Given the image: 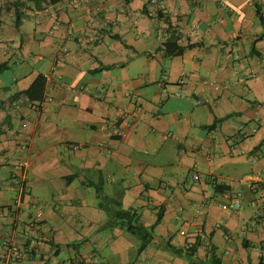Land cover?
<instances>
[{"label":"crops","instance_id":"1","mask_svg":"<svg viewBox=\"0 0 264 264\" xmlns=\"http://www.w3.org/2000/svg\"><path fill=\"white\" fill-rule=\"evenodd\" d=\"M0 9V255L44 241L9 264H264V183L242 182L264 177V0ZM102 181L147 227L161 215L141 253Z\"/></svg>","mask_w":264,"mask_h":264},{"label":"trees","instance_id":"2","mask_svg":"<svg viewBox=\"0 0 264 264\" xmlns=\"http://www.w3.org/2000/svg\"><path fill=\"white\" fill-rule=\"evenodd\" d=\"M59 0H50V2H56ZM18 12V15L21 14L19 9H16ZM2 9H0V12ZM184 47L179 46L176 43L175 37L172 36L170 40L168 41V49L167 52L169 54H175L179 52L184 51ZM46 77L43 74H40L35 81L32 83V85L26 90V94L28 95L29 99L32 100H40L43 98L44 91L46 88ZM219 121V120H218ZM95 190L98 194L100 201V206L104 207L106 212L109 214V224L112 226H118L122 229H124L129 234L137 237L141 240V243L138 248V252L141 253L148 243L151 242V240L154 237V230L158 223L161 221V215L158 214V219L156 220L155 224L147 227L141 220L140 213L135 208H129L125 209L122 205V201L118 198H109L105 194L104 191V185L105 183L102 181L100 183H94ZM217 188V191L222 187L220 184H216L215 186ZM226 193V191H224ZM29 244V243H28ZM188 254L193 255L196 252L197 245L193 244L192 246H188ZM180 251V250H178ZM217 264H222L219 260H217Z\"/></svg>","mask_w":264,"mask_h":264},{"label":"built area","instance_id":"3","mask_svg":"<svg viewBox=\"0 0 264 264\" xmlns=\"http://www.w3.org/2000/svg\"><path fill=\"white\" fill-rule=\"evenodd\" d=\"M161 2L162 0H150V3L152 4H160ZM27 99L29 98L27 97ZM19 101H20V98L13 100L12 104L17 106ZM198 103H200V101H198ZM20 165H22V163ZM23 165L25 164L23 163ZM242 182L246 184L249 189L254 190V188H256L258 185L264 183V177L248 176L247 178L243 179ZM242 195H243L242 192L236 193L235 200L232 204L233 207L240 208L242 206V202H241ZM198 212L200 213L201 210H198ZM43 242L44 241L41 239L31 238L29 240L28 247H25L24 249H20L12 241H7L6 242L7 252L0 255V264H9L11 261L17 262V261L24 259L27 255L36 253L37 250L35 249L36 248L38 249V247L41 246ZM91 260L93 263H96L98 261L97 258H91Z\"/></svg>","mask_w":264,"mask_h":264},{"label":"rangeland","instance_id":"4","mask_svg":"<svg viewBox=\"0 0 264 264\" xmlns=\"http://www.w3.org/2000/svg\"><path fill=\"white\" fill-rule=\"evenodd\" d=\"M31 21V22H33L34 23V18L32 17H30V19H28V18H25V19H23V21L25 22V24H30V22L29 21ZM25 27V26H24ZM29 68V67H28ZM243 202H244V200H243ZM245 203V202H244Z\"/></svg>","mask_w":264,"mask_h":264}]
</instances>
